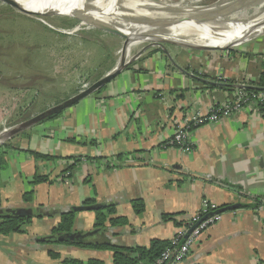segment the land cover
Returning <instances> with one entry per match:
<instances>
[{
	"label": "crops",
	"instance_id": "1",
	"mask_svg": "<svg viewBox=\"0 0 264 264\" xmlns=\"http://www.w3.org/2000/svg\"><path fill=\"white\" fill-rule=\"evenodd\" d=\"M244 47L211 59L203 55L197 64L192 54L175 47L171 56L184 71L160 54L141 55L98 92L0 144V221L9 209L35 213L22 232L0 234V264H63L64 259L113 264L111 250L45 239L61 214L89 201L113 205L115 213L100 230L94 225L96 210L75 211L73 232H95L86 243L144 248L152 240L169 243L203 199L219 207L241 206L222 212L182 264L264 262V114L247 106L194 128L190 152L166 144L175 117L206 112L239 83L257 78L264 65V36ZM0 88V130L4 122H22L52 105L37 104L28 89L13 97L15 91ZM69 93L65 98L76 92ZM32 152L53 159H38ZM36 174L48 180L30 184ZM29 190L33 199L25 202L22 194ZM133 200L143 202L142 212H134ZM113 217L127 222L111 224Z\"/></svg>",
	"mask_w": 264,
	"mask_h": 264
},
{
	"label": "rangeland",
	"instance_id": "2",
	"mask_svg": "<svg viewBox=\"0 0 264 264\" xmlns=\"http://www.w3.org/2000/svg\"><path fill=\"white\" fill-rule=\"evenodd\" d=\"M120 6L125 22H149L156 27L152 34L158 33V38L165 40L131 44L129 39L124 49L128 39L88 24L82 25L74 16L51 14L25 6H22L25 9H18L0 1V86L15 91L13 97L20 94L16 91L28 89L37 104L53 106L69 92L89 87L118 65L122 58L125 63L134 59L125 66L126 69L141 55L160 54L167 58L165 51L171 55L177 47L184 54H192V63L197 64L196 59L203 55L211 59L213 54L228 53L230 49L233 53L234 49L244 50L252 38L264 36V31L253 33L239 45L217 50L193 44L190 42L193 39L188 37L175 40L174 34L165 30L168 26L163 25L178 21L184 15H196L203 22L257 20L264 18V0H120ZM136 8L137 13L147 11L152 18L138 17L134 12ZM216 79L222 78L217 74ZM238 85L237 88H242L244 82ZM8 124L4 122L0 133L9 128Z\"/></svg>",
	"mask_w": 264,
	"mask_h": 264
},
{
	"label": "bare ground",
	"instance_id": "3",
	"mask_svg": "<svg viewBox=\"0 0 264 264\" xmlns=\"http://www.w3.org/2000/svg\"><path fill=\"white\" fill-rule=\"evenodd\" d=\"M15 1L20 6L29 7L34 10H42L51 14L55 13L58 15L74 16L80 20V24L82 25L88 24L94 28H99L101 25L105 24L122 30L123 33L130 37L133 35L139 36L140 39H133L131 44L142 42L143 39L146 37L148 38V36H154L152 31L156 29V27L152 26V24L149 22L146 24H143L142 21L138 22L133 20L125 22V20L122 19L123 12L121 11L122 9L120 6V0ZM148 6H151V3ZM136 10L137 8L134 10V12L137 13L138 10ZM137 14L140 18H152L151 16H148L150 13L147 11ZM163 25L168 26L165 28V30L174 34L175 40H178L180 37H188L193 39L190 42L200 46L225 47L239 45L245 41L249 35L264 31V18L249 20L246 22H203L198 19L196 15H184L178 21L167 22ZM157 34L155 36H157Z\"/></svg>",
	"mask_w": 264,
	"mask_h": 264
},
{
	"label": "built area",
	"instance_id": "4",
	"mask_svg": "<svg viewBox=\"0 0 264 264\" xmlns=\"http://www.w3.org/2000/svg\"><path fill=\"white\" fill-rule=\"evenodd\" d=\"M247 106L264 113V91L237 88L222 102L211 105L206 112L195 111L175 117L172 120V136L166 144L190 152L193 149L189 141L191 130L206 123L220 122ZM64 175L68 176L69 172ZM218 208L217 204L203 199L199 209L187 218L186 223L175 231L167 246L148 264H182L199 242L202 233L221 219L222 213L216 212Z\"/></svg>",
	"mask_w": 264,
	"mask_h": 264
},
{
	"label": "trees",
	"instance_id": "5",
	"mask_svg": "<svg viewBox=\"0 0 264 264\" xmlns=\"http://www.w3.org/2000/svg\"><path fill=\"white\" fill-rule=\"evenodd\" d=\"M247 91H264V65L259 71L257 78L254 81H251L245 87ZM76 90L75 92H77ZM99 91V90H98ZM76 94V93H75ZM58 103V102H56ZM56 114L49 116L47 119L56 117ZM9 125H14L11 123ZM33 156L38 159L49 160L53 159V156L40 154L38 152H32ZM78 157H74V161H78ZM73 166H68L66 170H71ZM48 178L45 175L36 174L30 184H37L40 182L47 181ZM22 199L25 202H31L33 199V191H25L22 194ZM89 201H86L87 204ZM256 205V204H255ZM103 209L96 210L95 217V228L104 230L106 228L105 222L108 215L115 213L114 206L108 205L104 206ZM132 207L135 213H140L144 210V204L141 200H133ZM37 216V214H36ZM75 211H67L61 214V219L59 223L51 229L50 236H48L45 241L54 240L59 242L57 238L63 234L73 232L72 227L74 223ZM169 216H164V219H167ZM31 217H24L12 214L9 210L5 212V215L0 221V234H8L11 232H22L25 224L29 223ZM111 224H120L123 225L127 222L125 217H113L109 219ZM67 244H72L75 246H84V247H94L100 249H108L113 253V264H148L152 262L160 252L167 246V241L162 240H152L149 248L144 247H121L114 244L102 243V244H88L84 239H77L73 241H61ZM52 257L57 256L55 253H50ZM63 264H102L99 260H88L86 262L78 259H64Z\"/></svg>",
	"mask_w": 264,
	"mask_h": 264
},
{
	"label": "water",
	"instance_id": "6",
	"mask_svg": "<svg viewBox=\"0 0 264 264\" xmlns=\"http://www.w3.org/2000/svg\"><path fill=\"white\" fill-rule=\"evenodd\" d=\"M4 3H6L7 5L13 6L15 8L18 9H25L24 7L20 6L15 0H0ZM99 29L104 30L106 32L112 33V34H116L119 36H122L126 39H128V41H126V43L124 44V49L127 47V43H129V39H131L130 43L134 40H138L140 39L139 36L137 35H133V36H128L125 33L122 32V30L113 27V26H109V25H101L99 27ZM248 38V37H247ZM165 40V38H158L155 37V35H151L148 36V38H144L143 41H149V40ZM203 47V46H202ZM204 48H214V49H229L231 48V46H225V47H207L204 46ZM166 56L167 58L170 60V62L177 68H179L180 70L184 71L182 68H180L173 60V58L171 57V55L166 52ZM134 59L130 60L133 61ZM124 62L123 58L120 60V62L118 63V65H116L114 68H112L111 70H109L105 75H103L100 79H98L97 81H95L94 83H92L89 87L85 88L82 91L77 92L76 94L70 96L69 98L62 100L56 104H54L53 106L48 107L47 109L43 110L42 112L31 116L30 118L16 123L14 125L9 126L8 129L3 130L0 133V144H2L3 142H5V140H7L8 138H10L12 135L36 124L37 122L42 121L43 119L48 118L49 116L56 114L62 110H64L65 108L75 104L76 102H78L79 100L85 98L86 96L91 95L92 93H94L96 90H98L100 87H102L103 85L107 84L108 82H110L114 77H116L124 68L125 66L130 62ZM206 82L212 83V84H219V83H215L213 81H208L205 80ZM221 85V84H220ZM239 86V85H237ZM247 85L244 84V88ZM241 205L239 203H235V204H231V205H225V206H220L218 208V210L216 212L218 213H222L228 210H234L239 208ZM104 207L103 204H99V203H95V204H81L79 206H74L73 208H71V210L69 211H94V210H98V209H102ZM9 211L12 214L18 215V216H24V217H34L35 213L33 212V210L31 208H15V209H9ZM95 232H86V233H80V232H71V233H66L63 234L61 236H59L57 238L58 241H73V240H77V239H85L87 236H91L92 234H94Z\"/></svg>",
	"mask_w": 264,
	"mask_h": 264
}]
</instances>
